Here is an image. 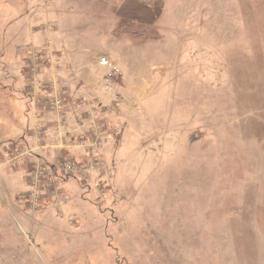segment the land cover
I'll return each mask as SVG.
<instances>
[{"label": "rangeland", "instance_id": "374dc122", "mask_svg": "<svg viewBox=\"0 0 264 264\" xmlns=\"http://www.w3.org/2000/svg\"><path fill=\"white\" fill-rule=\"evenodd\" d=\"M134 4L156 39L113 36ZM0 264H264V0H0Z\"/></svg>", "mask_w": 264, "mask_h": 264}, {"label": "crops", "instance_id": "0c3cea01", "mask_svg": "<svg viewBox=\"0 0 264 264\" xmlns=\"http://www.w3.org/2000/svg\"><path fill=\"white\" fill-rule=\"evenodd\" d=\"M47 53V51L43 50L42 53ZM31 63V62H30ZM29 63V64H30ZM40 65V64H39ZM48 66H50V64H48ZM38 67V72L37 74L35 75V82H34V88H35V93L37 92L38 96H41L39 97L41 99V101L44 100V98H47L48 96H50V93H52V91L54 90V83L52 80H50V69L49 67ZM90 80H88V82L90 81L91 84L93 85V79L90 77L89 78ZM51 81V83L53 84V88L52 90H50L49 92H47L45 89H44V85L45 83ZM37 82V84H36ZM83 85L85 86V79H83L82 81ZM48 84V83H47ZM90 84V85H91ZM28 86H31L33 85V81H32V84H27ZM80 85V84H79ZM84 88V87H83ZM28 89V88H27ZM87 89V88H85ZM95 89V88H94ZM28 92V91H26ZM26 92H24V96L26 95ZM62 92H66V90H59L58 88H56V94L55 95H60ZM87 94H91L92 96H95L94 93H87ZM99 92L96 93V95H98ZM26 97V96H25ZM44 97V98H43ZM97 97V96H96ZM29 100V99H28ZM96 101V100H95ZM44 109L42 108H39V109H34V112L35 113H39L42 114V122H41V126H43L41 129L43 135H44V140L46 142V147L44 149H58L59 153H61L62 155H64V157L66 158H71L70 160H79L80 162H84V157H86L87 153H88V142L90 140H92V138H94V135H97L95 131H93L92 133V130L91 128L89 127L90 123L89 122H82L80 123L81 121L80 120H76V124H74V128H70L68 129L67 126H65V123L62 125L60 124V122H56L54 124V131L55 133H51L53 136L57 137V143L52 141L51 137H50V134L48 133V128H50V124H48L49 122H46L48 117L49 116H54V113L55 112H45L43 111ZM92 111H90V114L89 115H92ZM70 114L69 110H65L64 112V122L66 121V116ZM84 114V113H83ZM87 114V113H85ZM32 115H33V111H32ZM55 115H57L55 113ZM50 118V117H49ZM85 118H88V117H85ZM69 120V119H68ZM57 129L59 130L58 134H57ZM67 130V131H66ZM53 131V132H54ZM63 134L64 137H61ZM98 138V135L96 136ZM46 138L48 140L51 141V143H48L46 141ZM79 141H83V146H81V148L79 147V150L78 149H74V145L79 143ZM27 141L24 139V138H21V143L20 145H27L26 143ZM29 142V141H28ZM28 147V145H27ZM49 147V148H48ZM57 152V151H56ZM84 152L85 156L81 158V155L82 153ZM35 158H39V160H41V158L39 157V155H34ZM53 167V166H52Z\"/></svg>", "mask_w": 264, "mask_h": 264}, {"label": "trees", "instance_id": "16d2710c", "mask_svg": "<svg viewBox=\"0 0 264 264\" xmlns=\"http://www.w3.org/2000/svg\"><path fill=\"white\" fill-rule=\"evenodd\" d=\"M157 6H146L141 4H134L131 8L120 11V16L123 19H131L132 24H123V22H117L115 29L113 30V36L120 38L126 37L135 42H143L145 39H156V32L152 28L151 23L154 18V12Z\"/></svg>", "mask_w": 264, "mask_h": 264}, {"label": "built area", "instance_id": "2783aa9c", "mask_svg": "<svg viewBox=\"0 0 264 264\" xmlns=\"http://www.w3.org/2000/svg\"><path fill=\"white\" fill-rule=\"evenodd\" d=\"M97 61H98V64L101 66V67H104V68H107L108 70H109V73L107 74V77L108 78H112V76L113 75H116V74H119V70H118V68L116 67V66H114V65H112L111 63H110V61H109V59L108 58H106L105 56L104 57H99L98 59H97ZM62 101L63 100H61V99H55L54 101H51V107H55V108H57V109H59V108H61V103H62ZM94 138H96L95 139V142H94V144L92 145H90V146H88V147H90L91 148V150L94 148V149H99L100 148V146H101V143H100V140L97 138V137H94ZM81 146H83V141H81ZM95 160V158L94 157H91V160L90 161H94ZM91 167V166H90ZM90 167H88V168H90ZM77 169V168H76ZM64 170H65V172H66V174H64V175H62V176H66V177H68V176H71V174H73L72 173V171L74 170V166L73 165H71V163H68L67 165H65V167H64ZM78 171H79V169H78ZM70 173V174H69Z\"/></svg>", "mask_w": 264, "mask_h": 264}]
</instances>
